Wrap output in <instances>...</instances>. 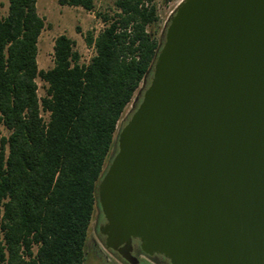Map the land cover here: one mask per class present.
Listing matches in <instances>:
<instances>
[{
  "label": "water",
  "instance_id": "95a60500",
  "mask_svg": "<svg viewBox=\"0 0 264 264\" xmlns=\"http://www.w3.org/2000/svg\"><path fill=\"white\" fill-rule=\"evenodd\" d=\"M140 93L96 184L105 248L264 264V0H180Z\"/></svg>",
  "mask_w": 264,
  "mask_h": 264
},
{
  "label": "trees",
  "instance_id": "16d2710c",
  "mask_svg": "<svg viewBox=\"0 0 264 264\" xmlns=\"http://www.w3.org/2000/svg\"><path fill=\"white\" fill-rule=\"evenodd\" d=\"M90 11L94 0H59ZM105 26L85 35L94 55L57 35L52 67L37 65L44 19L36 0L0 15V264H84L88 228L118 122L162 40L153 0H115ZM36 78L46 84L39 97ZM42 113L47 114L45 119Z\"/></svg>",
  "mask_w": 264,
  "mask_h": 264
},
{
  "label": "rangeland",
  "instance_id": "374dc122",
  "mask_svg": "<svg viewBox=\"0 0 264 264\" xmlns=\"http://www.w3.org/2000/svg\"><path fill=\"white\" fill-rule=\"evenodd\" d=\"M115 0H94V7L92 10L87 11L79 6L61 5L59 0H36V8L38 14L44 19V27L39 35L37 42V65L39 69L46 70L53 65L52 46L54 38L59 34H65L75 42L74 49L80 55V63L87 64L91 57L94 55L93 45H87L85 43V35L87 32H91L94 36L105 26V22L102 20L103 15H111L114 10ZM156 5L157 20L150 29L156 32V37L162 40L165 25L169 15L174 11L177 3L180 0H153ZM8 0H0V15H5L7 11ZM37 93L39 97L45 95L46 84L36 78ZM143 81L133 94L131 101L126 105L120 120L118 122L117 130L114 134V143L108 153L107 159L104 164L103 171L106 169L112 155L116 151V138L118 130L124 125L129 116L131 115L134 107L138 104L141 93L138 91L143 90ZM137 98L135 106L132 108V103ZM46 119L47 114L42 113ZM8 135V130L0 125V136ZM100 214L97 203H95L92 218L88 228L87 235V247L84 258V264H122L117 262L104 250L103 245L99 244L102 250V256L99 257L92 247V239H98V235L94 230L95 219Z\"/></svg>",
  "mask_w": 264,
  "mask_h": 264
},
{
  "label": "flooded vegetation",
  "instance_id": "af4514ba",
  "mask_svg": "<svg viewBox=\"0 0 264 264\" xmlns=\"http://www.w3.org/2000/svg\"><path fill=\"white\" fill-rule=\"evenodd\" d=\"M138 94H140V91H138ZM137 98L138 97L136 96L133 103H132V108L135 106V102L137 101ZM103 222H104V219H103L102 215L98 214L96 219H95V224H94V230H95L96 234L98 235V239H96V240L92 239V241H93L92 247L96 251L97 255L99 257L102 256V250L99 247V244H100V245H103L104 250L107 253H109V255H111V257L113 259H115L117 262L122 263V264H130L128 261H126L121 256V254L119 252L114 251L112 249L105 248L104 236L98 230L99 225L102 224ZM130 253H131V255H133L137 258L136 264H149V261L147 260L146 256L144 255V253L140 249L137 240H132V246L130 248ZM150 258L153 261L152 264H170L169 261L161 255H153Z\"/></svg>",
  "mask_w": 264,
  "mask_h": 264
}]
</instances>
